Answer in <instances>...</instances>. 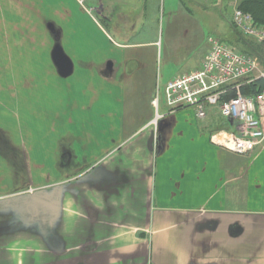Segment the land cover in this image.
Listing matches in <instances>:
<instances>
[{
	"label": "crops",
	"instance_id": "1",
	"mask_svg": "<svg viewBox=\"0 0 264 264\" xmlns=\"http://www.w3.org/2000/svg\"><path fill=\"white\" fill-rule=\"evenodd\" d=\"M75 1L76 10L62 0H0V35L14 34L13 19H30L32 29L46 27L62 47L75 14L92 17L109 49L85 63L61 51L70 73L78 65L91 71L83 79L93 89L102 83L122 107L101 110L90 126L78 124L74 139L54 143L51 164L30 170V186L39 188L0 199V264H264V142L248 154L215 144V132L234 128L218 106L208 107L204 119L193 108L155 107L158 89L172 79L160 83L155 67L149 71L157 41L140 36L148 26L146 1L101 0V22L93 14L98 3ZM172 41L171 55L180 47ZM196 46L205 47L197 64L175 78L202 65L210 45ZM101 96L93 94V103ZM142 99L145 109L137 107ZM107 115L116 119L103 121ZM39 190L34 213L7 202Z\"/></svg>",
	"mask_w": 264,
	"mask_h": 264
},
{
	"label": "rangeland",
	"instance_id": "2",
	"mask_svg": "<svg viewBox=\"0 0 264 264\" xmlns=\"http://www.w3.org/2000/svg\"><path fill=\"white\" fill-rule=\"evenodd\" d=\"M62 1L70 2L74 10L77 4L80 5L75 0ZM100 1L86 0L84 5L91 7L92 4H100ZM145 1L148 5V26L146 33L140 36L143 40L157 41L156 62L151 60L149 71L152 73L155 67L154 78L160 83L175 78L186 70V66L190 68L197 64L205 48L193 47L198 41L209 44V37L217 36L236 45L239 35L243 34L230 21L235 12L230 0H131L140 6ZM238 4L239 0L236 3L239 8ZM185 10L192 12L190 20V13ZM93 14L101 22L95 7ZM74 19L76 25L69 27V31H65L67 35L59 42L62 47H55V34L49 33L46 27L32 29L36 21L30 19H13L14 34L0 35V199L39 188L30 186L34 176L30 172L40 163H45L47 167L50 159L56 158L54 143L58 145L62 138H69V135L74 139L78 124L90 126L100 118L101 110L116 113V108L122 107L102 83L94 82L93 89L92 83L83 79L91 76V71L77 64L74 74V69L72 73L64 74L61 64L56 61V48L64 50L73 63H85L98 60L99 52L112 45L92 17L82 18L75 14ZM24 30L28 33L20 34ZM112 37L120 40L116 35ZM171 41L180 46L176 47L173 55L168 47ZM72 74L71 77H63ZM160 88L159 110L164 112L167 105L163 87ZM100 92L101 100L97 103L95 100L94 104L93 94ZM130 102L126 101L128 106ZM144 106V99L138 101L137 107L145 109ZM146 109L153 108L147 105ZM113 118L116 119V116L107 115L103 121ZM91 128L94 129V126ZM36 153L41 160L36 161ZM8 167L13 169L12 173Z\"/></svg>",
	"mask_w": 264,
	"mask_h": 264
},
{
	"label": "built area",
	"instance_id": "3",
	"mask_svg": "<svg viewBox=\"0 0 264 264\" xmlns=\"http://www.w3.org/2000/svg\"><path fill=\"white\" fill-rule=\"evenodd\" d=\"M233 22L246 36L264 42V25L258 24L250 12L236 8ZM210 48L197 69L170 80L164 87L166 105L170 112L193 108L204 119L208 107L218 106L222 116L233 129L222 128L212 136L215 144L237 154H248L264 142V90L244 95L241 87L256 79H264L260 59L235 50L216 36H210ZM232 91L236 94L230 95ZM158 109L160 90L153 100ZM158 114L154 124H158Z\"/></svg>",
	"mask_w": 264,
	"mask_h": 264
},
{
	"label": "trees",
	"instance_id": "4",
	"mask_svg": "<svg viewBox=\"0 0 264 264\" xmlns=\"http://www.w3.org/2000/svg\"><path fill=\"white\" fill-rule=\"evenodd\" d=\"M238 6L246 12H250L258 24L264 25V0H239ZM223 41L237 51L257 56L264 67V42H259L255 38L245 36L244 34L239 35L236 45L232 41ZM263 90L264 79L262 78L256 79L251 83H245L241 87L244 95H254ZM234 94H236L235 91L230 93V95Z\"/></svg>",
	"mask_w": 264,
	"mask_h": 264
},
{
	"label": "water",
	"instance_id": "5",
	"mask_svg": "<svg viewBox=\"0 0 264 264\" xmlns=\"http://www.w3.org/2000/svg\"><path fill=\"white\" fill-rule=\"evenodd\" d=\"M55 58L56 61L61 64L62 71L64 74H67L71 71L72 62L68 57L63 55L62 51L58 48H56L55 50ZM43 195H44L43 191L39 190V191H34L32 194L24 193L22 195L11 197L9 198V200H7V202L16 201L14 204L24 205L26 208H28V210H31L33 212L35 211L34 206L37 204V202L43 199Z\"/></svg>",
	"mask_w": 264,
	"mask_h": 264
},
{
	"label": "flooded vegetation",
	"instance_id": "6",
	"mask_svg": "<svg viewBox=\"0 0 264 264\" xmlns=\"http://www.w3.org/2000/svg\"><path fill=\"white\" fill-rule=\"evenodd\" d=\"M101 10H102V6H101V3H100V4L97 5L96 11H97V13H100Z\"/></svg>",
	"mask_w": 264,
	"mask_h": 264
}]
</instances>
